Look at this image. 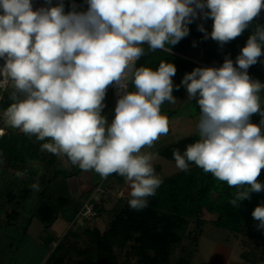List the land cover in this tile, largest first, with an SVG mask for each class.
I'll return each instance as SVG.
<instances>
[{"label":"clouds","instance_id":"9594fccd","mask_svg":"<svg viewBox=\"0 0 264 264\" xmlns=\"http://www.w3.org/2000/svg\"><path fill=\"white\" fill-rule=\"evenodd\" d=\"M50 5V0H48ZM86 12L65 13L57 6L33 8L32 0H0V88L10 86L13 101L5 123L43 143L41 150L66 156L84 171L103 179L112 174L129 185V206L147 207L162 180L153 162L158 153L142 152L169 132L161 113L175 103L173 63L156 70L137 67L151 51H171L189 34L198 17L213 21L211 39L226 44L241 36L264 12V0H87ZM199 30L204 32L203 25ZM205 33V38L208 37ZM168 46V47H166ZM264 55V26L247 39L236 66L226 58L221 67L195 68L184 76L188 100H196L199 140L184 154L174 150L175 166L189 162L238 191L231 201L250 199L264 190V109L258 95L264 84L253 80L250 66ZM135 90L129 91V83ZM120 95L109 123L102 115L109 86ZM259 114V124L251 121ZM3 132L0 130V135ZM20 175V173H17ZM246 186V187H245ZM39 191V184L31 185ZM252 216L264 228V206Z\"/></svg>","mask_w":264,"mask_h":264},{"label":"trees","instance_id":"16d2710c","mask_svg":"<svg viewBox=\"0 0 264 264\" xmlns=\"http://www.w3.org/2000/svg\"><path fill=\"white\" fill-rule=\"evenodd\" d=\"M57 1L58 3L61 2V0ZM72 1L88 8L87 0ZM62 2L65 13L72 11L73 6H75L77 12H86L68 0H62ZM206 20L209 21L211 18ZM244 46L245 44L243 43L237 44L233 41L223 45L217 41H213L202 52V59L199 60L182 50L179 43L174 46L170 45V52L160 49L151 51L148 45L145 44L142 46L144 48V55L137 61L136 66H145L156 70L161 62L173 63L176 67V74L172 77L174 84L173 96L182 97L185 86L181 81L186 74L191 73L198 67H221L226 58L231 59L233 64H235L236 58L240 55L241 49ZM249 76L254 77L253 74H249ZM263 79L264 77L261 78V81ZM130 91H134L132 83L130 84ZM11 92L12 89L5 93L4 101L0 103V111L5 112L11 103H13L10 99ZM4 125L5 120L0 119V130L3 132L0 135V177L5 173H9V171L13 172V174L15 173L14 177L17 173L24 174L21 188L17 190L15 188L17 186L16 183L14 188L13 185L9 186L8 192L5 193V197L2 199L9 209L8 218L20 215L19 210H23L24 208L25 214L28 213L30 215L33 213L32 218L37 217L46 230L51 229L60 214L68 223H72L84 202L81 206H75L68 195L56 196L48 193L47 189L51 181L59 174L65 178L77 175L79 173L78 168L76 167L75 172H73V169L71 172L67 170L60 172L57 170L60 168L59 158L63 157L66 160V156H57L46 150H41L43 143L51 141L47 139L40 141L35 136L29 137L18 131H9ZM198 140V135L188 136L161 148L158 154L166 160L175 161L173 156L174 150H179L183 155L187 147ZM40 160L44 162L45 168L51 171L49 176L45 177L42 175V178H40L38 172L29 167L30 162ZM153 166L155 173H159L161 166ZM111 176L116 181L113 186L109 184ZM108 177L110 178L98 184L106 191L108 187V189H114L115 186L121 185L125 180L124 177L118 174H112ZM161 180L162 183L156 190L155 195L147 197V207L141 210L132 209L128 203L129 197L127 204L122 200H118L114 207L111 208L109 214L113 215V223L109 233L111 234V238L114 237L113 239H116L115 236H120L118 239L121 242H107V240L102 239L104 242L98 243L99 263H117V257L112 253V246L114 244L124 246L138 242V246L140 247L138 251L140 256L142 255L140 261L145 264H168L167 262L170 257H173V253L177 250L181 254L177 256L176 264H188V256H185V253L189 252L188 249L191 246H185L184 239L190 225L194 226L195 231L193 233L196 235H201L208 223L216 228L237 233L235 231L236 228L226 227L225 223L218 217L216 220L208 223L200 219L203 217L204 211L209 214V219H211L214 213V209H212V205L210 204L211 201H209L211 198L219 196L227 201H232L236 198L237 192L244 189L228 186L226 182L217 180L211 173H205L192 162H189V170L187 172L180 171ZM258 180L260 183H264V170L261 171ZM34 183L39 184V191H35L31 187ZM107 195L102 198L97 218L101 217L104 211L105 199L111 197ZM30 206L31 209L29 211L28 207ZM72 224L80 227L84 222ZM52 241L50 236L46 240V244L50 245ZM192 242H197V236L192 239ZM60 249L55 248L52 250L48 261L50 264H61L63 259L58 257L60 256ZM242 257L249 261L244 252H242Z\"/></svg>","mask_w":264,"mask_h":264},{"label":"rangeland","instance_id":"374dc122","mask_svg":"<svg viewBox=\"0 0 264 264\" xmlns=\"http://www.w3.org/2000/svg\"><path fill=\"white\" fill-rule=\"evenodd\" d=\"M203 25L204 32L199 30V26ZM213 21L198 17L191 24L188 25L189 34L180 40L179 45L182 50L187 54L201 60L202 52L215 41L211 39L210 33L212 31ZM257 25L264 26V12L261 13L260 17L252 21L245 32L232 40L235 43L246 44L247 39L250 35L254 34ZM205 33H208V37L205 38ZM236 62V61H235ZM236 66V64H234ZM248 74L254 75L251 77L253 80H259L264 84L261 78L264 77V55H262L258 62L248 69ZM112 88V87H111ZM135 90V88H134ZM182 97H176L175 103L165 101L161 106V113L166 115L170 121L169 132L166 135L160 136L151 148H144L142 152L157 153L156 150L168 144L175 143L183 138L191 135H198L197 124L199 121L200 111L196 100H188V93L186 87L182 92ZM260 96L261 107L264 109V89L258 94ZM105 107L102 110V115L106 116L109 123L114 118L113 113V95L107 89V93L104 99ZM261 116L259 114L253 115L251 121L254 124H259ZM159 158L153 162V165H161V171L159 174L155 173L160 179L172 176L180 170L175 166V161H169L164 159L158 154ZM43 161L31 162L29 167L36 170L42 178L44 174L45 166ZM60 168L57 170L67 169L69 172L74 168L70 163L63 157H60L59 162ZM80 172V168L78 167ZM61 172V171H60ZM92 172V171H91ZM10 173V174H9ZM7 173L9 176H13L12 172ZM42 173V174H41ZM51 173V171L49 172ZM80 174V175H79ZM78 176L83 177L85 174L79 173ZM17 176V175H16ZM21 176V175H18ZM46 177V175H44ZM45 177H43L45 179ZM112 177V176H111ZM89 181L95 185V183H102L103 178L99 174L93 172L92 176L89 177ZM110 177H107V179ZM106 179V180H107ZM110 185L116 183L115 178H110ZM126 181V180H125ZM66 178L59 174L50 183L47 192L53 195H68L70 200L75 206H81L82 203L90 196L93 192V187L88 188L89 191L82 189L80 193H72V190L66 185ZM1 184V182H0ZM261 184H264L261 182ZM120 185L116 189H108L107 196H111L104 201V211L101 217L86 221L80 227H76L72 223H68L67 220L60 214L58 220L53 224L52 228L46 230L43 224L37 217L32 218V214H28L20 209L22 212L19 217L20 227L17 229L15 226H6L5 221H0V257L4 260L8 257V261H12L11 264H38V262L48 254L49 248L52 250L60 249L59 258L63 259L61 264H102L99 263L98 256V243L104 242H121L118 238H111L110 229L113 223V215L109 214L111 208L117 203L118 200L126 202L130 197L129 192L121 190ZM87 189V188H85ZM209 201L214 209V214L209 219V214L204 211L203 217L200 219L204 222L214 221L218 218L225 223L228 228H236L237 232L232 233L225 229L216 228L211 224H207L202 231L201 235L193 233L195 229L193 225H190L187 235L184 239L185 246L189 247L185 256H188V264H208V258L211 250L219 249V242H225L233 244L239 242L235 247L234 258H242V252L246 254V257L253 264H264V228L259 227V221L254 219L252 213L257 206H264V190L260 192H252L250 199H243L238 201V205L234 206L231 201H227L219 196L211 198ZM29 205V204H28ZM123 205V204H122ZM31 206L28 207L30 211ZM1 220V219H0ZM31 224L28 230L24 233L29 222ZM23 227V228H21ZM52 238L51 246L44 243L48 238ZM197 236V242H192V239ZM12 237V238H11ZM238 240V241H237ZM15 242V243H13ZM218 242V243H217ZM193 245V246H192ZM216 246V248H215ZM140 247L137 243H131L120 246L114 244L112 246V253L117 257L116 264H145L140 261V253L138 251ZM216 251V250H215ZM179 250L173 253V257H170L168 264H176V258L180 255ZM241 254V256H239ZM246 259H244L245 261ZM247 261V260H246ZM47 264H50L49 262ZM110 264V263H107Z\"/></svg>","mask_w":264,"mask_h":264},{"label":"crops","instance_id":"0c3cea01","mask_svg":"<svg viewBox=\"0 0 264 264\" xmlns=\"http://www.w3.org/2000/svg\"><path fill=\"white\" fill-rule=\"evenodd\" d=\"M68 1L71 2V3H73L74 5L78 6L79 8L85 10V11H87L86 9H88V8L82 6V5L77 4L76 2H74L72 0H68ZM57 4H58V1L57 0H50V5L48 3V0H32V5H33L34 10L35 9H39L41 7L57 6ZM108 89H109V92L112 93L111 86H109ZM4 126L9 131H18V132H21L19 129H13V128H11L6 123H5ZM21 133H23V132H21ZM165 146H167V145H165ZM165 146H163V147H165ZM163 147L158 148L156 150V152L158 153V151L161 148H163ZM67 161L70 163V165H72V167L74 168L73 172H75L76 171V167L78 168V166L73 165L68 160V158H67ZM45 170H47V171H44V174L43 175L49 176L50 170L47 169V168H45ZM65 170H67V169H65ZM91 171L92 170H90V171H84V170H81L80 169V172L79 173H82V174L84 173L85 174V178H86L85 180H84L83 177H81V176L79 177L78 176L79 173L77 175H71V176H69V177L66 178V182H67L66 185H67V187H69L72 190V193L74 192L76 194H79L80 193L79 190H81V189H82V191L83 190L89 191L88 188H90V187H93V189H95V187L99 183L96 182L95 185H94L93 183H91L89 181V179H90L89 177H91L92 174H93V172H94V171H92V172ZM159 173H157V174H159ZM20 175L21 176H18L17 175V176L14 177V175L13 176H11V175L9 176L8 174L5 173V174H3L0 177V182H1V184H0V219L1 220L0 221H2V222L5 221L6 226H9V225L15 226V228H17V229L20 227L18 220H19V217L21 216L22 212L20 211V215H16L14 217L8 218L9 216H7V215H8L9 209H8V206H6L4 204V202H3L2 199H3V197H5V195H6L5 193L8 192V187L9 186L13 185V188H14L15 183H16L17 186L15 188H17V190H19L21 188V186H22L21 183H22V180L24 178L23 177L24 174L23 173H20ZM10 182H11V184H10ZM116 187L117 186H115L114 189H116ZM85 188H87V189H85ZM119 188L121 190H125V191L128 190V191H130L129 185H128V183L125 180L123 181V183L120 185ZM31 221H30V224H31ZM30 224H28L27 230H28ZM21 228H23V227H21ZM27 230L25 229L24 230V233ZM13 243H15V242H13ZM44 243L46 244V242H44ZM218 244H220L219 249L216 248V246H215V248H216L215 250L216 251L215 250H211L213 252H210V255H209V258H208V264H253L250 261H246V260L244 261V259L237 260V259L234 258V254L236 253V251L234 252V249H235V247H238L237 245L239 244V242H234L233 244H228V243H225V242H219ZM48 246H51V245H47V247ZM50 254H51V249L49 248L48 254L45 255L44 257H42V259L38 262V264H47L48 261H49ZM239 256H241V254ZM9 262L11 264L12 261H8V257L6 259H4V260L0 257V264H8Z\"/></svg>","mask_w":264,"mask_h":264},{"label":"built area","instance_id":"2783aa9c","mask_svg":"<svg viewBox=\"0 0 264 264\" xmlns=\"http://www.w3.org/2000/svg\"><path fill=\"white\" fill-rule=\"evenodd\" d=\"M87 10V9H86ZM4 63L3 60H0V66H2ZM130 84L128 85V90L130 91ZM112 95H113V113L115 116V107L116 103L122 95L121 92L118 91L117 87L115 85L111 86ZM10 89H12L10 86L5 90L4 88H0V103L4 101V95L6 92H8ZM4 112L0 111V119L4 120ZM108 192L104 190L101 185H97L92 192V194L84 201L81 209L76 214L75 218L73 219L72 223L81 224L85 221H91L98 217L99 215V207L102 204V198L106 196Z\"/></svg>","mask_w":264,"mask_h":264},{"label":"water","instance_id":"95a60500","mask_svg":"<svg viewBox=\"0 0 264 264\" xmlns=\"http://www.w3.org/2000/svg\"><path fill=\"white\" fill-rule=\"evenodd\" d=\"M59 171L63 172L64 170H59ZM8 264H10V262Z\"/></svg>","mask_w":264,"mask_h":264}]
</instances>
